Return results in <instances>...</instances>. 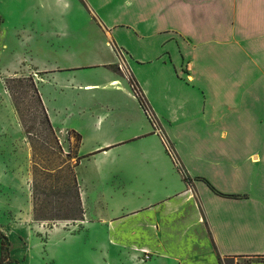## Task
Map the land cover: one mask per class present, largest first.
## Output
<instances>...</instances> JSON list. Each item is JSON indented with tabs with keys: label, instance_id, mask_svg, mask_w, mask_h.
Segmentation results:
<instances>
[{
	"label": "crops",
	"instance_id": "1",
	"mask_svg": "<svg viewBox=\"0 0 264 264\" xmlns=\"http://www.w3.org/2000/svg\"><path fill=\"white\" fill-rule=\"evenodd\" d=\"M0 18L5 264H264V0H0ZM28 75L81 137L79 231L42 243L3 83Z\"/></svg>",
	"mask_w": 264,
	"mask_h": 264
},
{
	"label": "rangeland",
	"instance_id": "2",
	"mask_svg": "<svg viewBox=\"0 0 264 264\" xmlns=\"http://www.w3.org/2000/svg\"><path fill=\"white\" fill-rule=\"evenodd\" d=\"M85 21L86 20L84 19L82 20V22H78V25L80 23L83 25ZM16 22L17 19L8 20L6 18H0V27H12L16 24ZM90 24L91 21H88L87 19V25ZM15 51V45H12L10 43L7 51H4V53L0 52V74L4 70V65L6 64V62H8L10 55L13 52L15 53ZM28 76L32 77V75ZM36 77V75H33L32 78L35 79ZM5 79L3 81H5ZM21 109L24 114V121L33 134V139L35 140L36 144L35 161L37 163V171L34 182L37 204V220L34 219L33 212L32 219L35 223V232L36 234H38V236L41 237L40 241L42 243L45 241V236L50 229H61L69 232L79 231L80 225L78 224V221L72 219L82 214V209L79 212L78 207L75 204V191L72 182V178L74 175L77 192L79 193V185L76 172V167L79 163V160H76V140L67 132H57L58 142L61 149V153H58L55 150L52 136L48 131L45 130L44 125H42L41 123V119L35 113V103L32 100H25L22 102ZM6 119L8 121V124H10V127L12 126L11 129L14 130L16 123L14 122V120H12L13 117L11 113H8ZM20 134H17V136H15L13 135V133L10 134V132H8V135L10 136L9 138L12 139L13 145L15 143L19 144V142L23 141V147L26 146V150H30V153L24 150V152H22V156L24 173L28 180L27 184H25L24 187L26 192L29 191L31 196L30 200L31 202H33L31 174L32 153L23 129H21ZM35 135L37 137H35ZM76 162L78 163L76 164ZM56 166H61L60 170L51 171ZM43 245L44 244H41L40 246L44 247ZM41 257L42 258L40 259V262L42 264H47V259L44 256ZM3 259L5 262L9 259L7 245H5L4 248Z\"/></svg>",
	"mask_w": 264,
	"mask_h": 264
},
{
	"label": "trees",
	"instance_id": "3",
	"mask_svg": "<svg viewBox=\"0 0 264 264\" xmlns=\"http://www.w3.org/2000/svg\"><path fill=\"white\" fill-rule=\"evenodd\" d=\"M131 83H133V81L131 80ZM5 84V88L10 96L11 99V103L14 107L15 113L17 115L18 121L23 129V132L25 134V137L30 145L31 148V153H32V159H31V174H32V212H33V217L35 220H37V204H36V194H35V176H36V171H37V163L35 161V140L33 139V134L31 133L30 129L28 128V126L26 125L25 121H24V114L22 112L21 109V105L22 102L25 100H32L35 105H36V109H35V113L36 115L41 119V123L42 125H44V128L46 131H48L50 133V135L52 136V139L54 141V145H55V150L58 153H61V149L59 146V142H58V136H57V131H55L52 127V125L49 122L48 116L46 114V111L44 109V106L42 104L40 95L38 93L36 84L33 80V78L31 76L28 77H9L6 78L4 81ZM133 85L136 87V89L138 90L137 86L133 83ZM139 91V90H138ZM140 92V91H139ZM141 94V92H140ZM142 96V94H141ZM143 98V96H142ZM144 100V98H143ZM145 102V100H144ZM146 104V102H145ZM147 105V104H146ZM69 135H72L75 140H76V146L75 148L77 149L81 137L79 136V134L73 133V132H67ZM35 137H37L35 135ZM77 157V156H76ZM76 160H79V157L76 158ZM177 160V159H176ZM78 162H76L77 164ZM61 166H56L55 168H53L51 171H55V170H60ZM185 180L188 182V179L185 178ZM72 182H73V186H74V191H75V204L78 207L79 212L81 211V204H80V199H79V193L77 192V188H76V182H75V178L73 175L72 178ZM81 217V214L77 217H74L72 219L74 220H78ZM0 240H1V251H2V256H1V260H0V264H5V261L3 259V252H4V248L5 245H7V240H6V236L0 232Z\"/></svg>",
	"mask_w": 264,
	"mask_h": 264
},
{
	"label": "built area",
	"instance_id": "4",
	"mask_svg": "<svg viewBox=\"0 0 264 264\" xmlns=\"http://www.w3.org/2000/svg\"><path fill=\"white\" fill-rule=\"evenodd\" d=\"M119 55H121L120 52H119ZM120 57H119L120 63H119L118 69L129 80V82L131 83V77L129 76V73L126 70V66H125L124 62L120 59ZM131 86H132V89H133L135 95L137 96V98L140 101L141 107H142L145 115L147 116V118H149V120L151 121V123L153 124V126L155 128H158L157 120L155 119V116L151 112L150 108L145 104V102H144V100H143L140 92L136 89V87L133 85V83H131ZM163 142L165 144V148H166L168 154L172 157V159L175 161L176 165L179 167V163L176 160L175 154H174L171 146L167 143V141L164 138H163ZM147 258L148 257L145 256V258L143 260H141V261H144Z\"/></svg>",
	"mask_w": 264,
	"mask_h": 264
}]
</instances>
